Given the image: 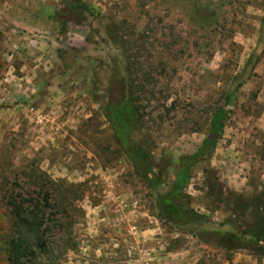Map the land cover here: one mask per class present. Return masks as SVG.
Returning a JSON list of instances; mask_svg holds the SVG:
<instances>
[{"label": "rangeland", "instance_id": "374dc122", "mask_svg": "<svg viewBox=\"0 0 264 264\" xmlns=\"http://www.w3.org/2000/svg\"><path fill=\"white\" fill-rule=\"evenodd\" d=\"M82 1L96 15L63 26L60 0H0V183L5 177L19 191L47 176L79 192L74 251L61 247L40 264H208L201 262L207 256L224 264L196 235L228 231L217 227L228 213L223 198L214 202V173L225 193L250 196L264 187V0ZM107 28L125 52L126 83L146 89L143 134L155 156L164 151L171 160L170 175L180 157L216 141L186 189L213 226L168 234L150 191L114 144L102 107L106 88L118 83L119 54ZM218 108L226 116L214 133ZM205 169L213 173L206 177ZM11 223L0 202V264H8ZM168 239L185 254L167 252Z\"/></svg>", "mask_w": 264, "mask_h": 264}, {"label": "trees", "instance_id": "16d2710c", "mask_svg": "<svg viewBox=\"0 0 264 264\" xmlns=\"http://www.w3.org/2000/svg\"><path fill=\"white\" fill-rule=\"evenodd\" d=\"M60 4L61 9L56 17L63 26L69 21L74 22V18L80 14L96 15L82 0H60ZM105 34L119 54L116 66V76L119 77L118 83L106 88L110 97L102 112L109 124L113 142L130 165L134 177L150 191L154 214L161 228L167 230L168 234L177 232L182 236L186 234L183 230L190 227L213 226L208 217L191 207L186 189L191 181L192 169L212 155L216 141L206 140L194 154L180 157L171 176V160L164 151L155 156L151 146L153 143L143 134L144 109L139 106V101L145 88L143 85L137 87L134 80L126 83V70L121 67L124 63L121 57L125 54L123 47L117 46V37L110 29L107 28ZM144 80L148 82L153 78L147 74ZM225 116L223 108L213 112L211 132L221 130ZM159 122L164 120L160 119ZM203 172L207 177L213 170L205 169ZM209 186L219 188L218 199L214 202L224 199L221 204L228 215L217 227H227L228 231L199 233L196 238L225 253L244 250L257 259L264 258V187L259 186V190L250 196L237 192L225 193L215 173L214 183ZM61 189L64 193L58 198ZM0 194V202L8 209L12 220L5 243L8 264H40L42 259L53 262L61 247L64 251H74L70 234L76 224V216L73 215L79 194L76 186H64L44 176L40 185L23 184L19 191H15L4 177L0 183ZM61 220L64 221L61 223ZM175 240L168 239L167 252L181 249L182 244Z\"/></svg>", "mask_w": 264, "mask_h": 264}, {"label": "crops", "instance_id": "0c3cea01", "mask_svg": "<svg viewBox=\"0 0 264 264\" xmlns=\"http://www.w3.org/2000/svg\"><path fill=\"white\" fill-rule=\"evenodd\" d=\"M219 183H220V179H219ZM234 186H237V185H234ZM205 245H206L205 249H207L209 251L212 250V251L216 252V254L218 252H220L219 253L220 255L222 254L223 257L225 256L226 258H223V259H225L224 260V264H260V262L262 260H264V258L257 259V258L253 257L252 255H250L248 252H246L244 250H242L243 251L242 253H240V251L233 252V253H225V252L221 251L220 249L216 248L215 246H212L210 244H205ZM170 253L173 254V255H175V256H182V254L183 255L185 254V250L179 249L178 251H172ZM229 254H232L231 257H229ZM218 256L219 255H217V257ZM186 261L184 263H179V264H189ZM211 261H215L214 258H208V256H207L201 262L208 263V264L210 263L211 264ZM221 262H222V260H221ZM262 264H264V263H262Z\"/></svg>", "mask_w": 264, "mask_h": 264}]
</instances>
